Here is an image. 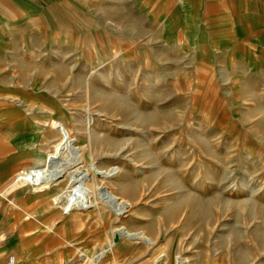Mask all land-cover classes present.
<instances>
[{"label":"rangeland","instance_id":"374dc122","mask_svg":"<svg viewBox=\"0 0 264 264\" xmlns=\"http://www.w3.org/2000/svg\"><path fill=\"white\" fill-rule=\"evenodd\" d=\"M110 22L49 28L39 77L49 80V153H63L55 170L65 175L25 194L49 197V231L79 232L83 264L79 251L108 249L118 228L153 243L120 239L100 264H264V76L212 74L152 27ZM77 172L75 195L87 200L69 214L53 196ZM108 192L128 206L123 217L101 201ZM182 196L207 202V214H170Z\"/></svg>","mask_w":264,"mask_h":264},{"label":"crops","instance_id":"0c3cea01","mask_svg":"<svg viewBox=\"0 0 264 264\" xmlns=\"http://www.w3.org/2000/svg\"><path fill=\"white\" fill-rule=\"evenodd\" d=\"M121 17L127 31L152 27L212 74L264 76V0H0V264H83L79 232L49 231V197L26 195L32 187L17 179L49 152V80L39 77L49 28L79 33L103 19L120 26Z\"/></svg>","mask_w":264,"mask_h":264},{"label":"bare ground","instance_id":"6f19581e","mask_svg":"<svg viewBox=\"0 0 264 264\" xmlns=\"http://www.w3.org/2000/svg\"><path fill=\"white\" fill-rule=\"evenodd\" d=\"M112 103L115 104L116 106H120L123 111L127 112L128 106L126 102L121 103L115 100ZM151 122H153V120L150 119V117L149 118L145 117L140 120L141 124L151 123ZM101 145H106V143L100 140H96L94 142V146H101ZM63 156L64 155L60 150H57L56 152H50V153L48 152L44 160V165L42 167L33 169L30 172L27 171H26L27 173L23 172L17 179V184L23 187H32V189L36 192H43L48 190L49 187L52 186L54 181L63 178V176L65 175L63 172L57 173V171L55 170L57 164L55 160H58L60 157ZM61 161L64 162L62 163L61 166L63 167L65 165L66 159L63 158L61 159ZM114 176L115 174L112 171L108 173V179H112ZM82 183H83L82 173L77 172L70 174L67 188L65 190H62L59 194L53 196V198L57 199L58 207H62L63 210H67L69 214H71V212L75 210L84 209L85 203L82 204V201L87 199L75 195V193L78 192V190L80 189ZM192 197L182 196L181 201L178 204L174 205L169 213L175 214L177 213V211L180 209L181 206L183 207L186 206L189 209L193 210L199 216L206 215L209 210V204L207 202H203ZM101 201L104 202L107 206H109V208L113 209L114 214L118 218L123 217L127 213L128 206L123 205L121 199L111 192H108L105 195V198H103ZM124 229H119V228L116 229L114 231L115 241H110L108 249L106 248L102 252H99L95 256H93L89 264H100L103 261L105 254L109 250H111V248L115 246L120 239L123 238L129 240H141L147 245H151L153 243V241L148 237H145L143 233H132L129 232L127 229L125 230Z\"/></svg>","mask_w":264,"mask_h":264},{"label":"built area","instance_id":"2783aa9c","mask_svg":"<svg viewBox=\"0 0 264 264\" xmlns=\"http://www.w3.org/2000/svg\"><path fill=\"white\" fill-rule=\"evenodd\" d=\"M14 263V257H11L9 260V264H13Z\"/></svg>","mask_w":264,"mask_h":264}]
</instances>
